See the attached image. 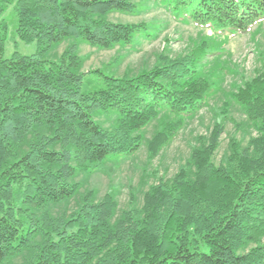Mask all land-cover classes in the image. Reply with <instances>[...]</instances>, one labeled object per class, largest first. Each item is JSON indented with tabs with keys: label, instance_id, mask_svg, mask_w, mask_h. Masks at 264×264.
Returning <instances> with one entry per match:
<instances>
[{
	"label": "trees",
	"instance_id": "obj_1",
	"mask_svg": "<svg viewBox=\"0 0 264 264\" xmlns=\"http://www.w3.org/2000/svg\"><path fill=\"white\" fill-rule=\"evenodd\" d=\"M157 1L210 35L176 57L167 43L151 65L117 75L85 72L80 49L154 38L145 22L112 19L135 14L134 0H0V264H264V62L248 77L225 47L262 29L264 0ZM12 23L35 53L5 55ZM217 95L187 159L171 176L143 168L126 208L120 189L100 195L77 180L143 147L152 163ZM235 107L250 131L243 124L248 136L220 154Z\"/></svg>",
	"mask_w": 264,
	"mask_h": 264
},
{
	"label": "rangeland",
	"instance_id": "obj_2",
	"mask_svg": "<svg viewBox=\"0 0 264 264\" xmlns=\"http://www.w3.org/2000/svg\"><path fill=\"white\" fill-rule=\"evenodd\" d=\"M138 4V9L135 14H112V19L123 22H145L150 27V31L155 34L154 38L141 37L137 39L133 46L117 47L115 49L104 50L92 47L87 44L81 46L80 52L85 56L84 71L102 67L106 73L109 70L122 75L126 70L137 72L140 68L151 65L158 53L168 43L171 54L176 57L185 51L193 48L203 38L206 39L210 32L199 28L191 21H184L169 11L161 2L157 0H134ZM11 16L9 10L6 14ZM255 29V27H254ZM253 29V30H254ZM15 25H11L10 39L6 43L5 55L10 57L16 50L23 54H33L38 50V44L33 42L27 44L20 38L15 36ZM66 43L57 46L51 50L47 57L54 59L61 55ZM59 47V48H58ZM230 59V66L233 70L240 68V71L249 76L254 74L256 68H260L264 62V57L261 58L260 53L264 52V26L261 30L235 35L229 43L225 45ZM260 56V57H259ZM114 60H118L117 69L112 70L108 64ZM108 67V68H107ZM237 75V74H235ZM240 78V74L237 75ZM96 74H86L83 89L87 92L94 91L97 87L98 80ZM234 78L230 77L229 82ZM224 97L217 95L210 101V106L203 109L199 116L191 119L187 126L182 129L178 137L167 147L152 163L147 161V149L138 152L137 155L122 160L121 163L108 162L105 171H100L91 177L85 175L78 176L77 180L81 181L84 186L95 188L103 195L108 188L114 187L119 190V198L122 208H126L129 198V186L138 187V184L143 177V168L149 166L153 172L156 168L162 173L169 176L173 175L179 165L183 163L190 154L194 137L197 134L207 133L211 125L212 110L209 109L221 104ZM241 110L237 107L233 110V115L236 120L228 124L226 133L222 137V146L220 154L227 147L228 139L238 133L239 137H247V132L240 131L243 124H246V130L250 131V127L245 122V116L241 115ZM102 124L109 126L114 121V116L95 117ZM244 118V119H243ZM244 120V121H243ZM237 124L238 126H235ZM157 128L155 121L146 131L147 137H151ZM154 177L150 178V182H154Z\"/></svg>",
	"mask_w": 264,
	"mask_h": 264
}]
</instances>
